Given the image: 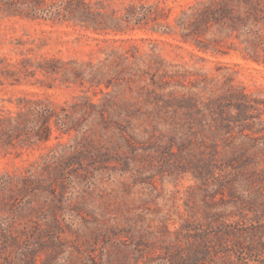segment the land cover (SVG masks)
<instances>
[{
    "label": "rangeland",
    "instance_id": "rangeland-1",
    "mask_svg": "<svg viewBox=\"0 0 264 264\" xmlns=\"http://www.w3.org/2000/svg\"><path fill=\"white\" fill-rule=\"evenodd\" d=\"M0 264H264V0H0Z\"/></svg>",
    "mask_w": 264,
    "mask_h": 264
}]
</instances>
